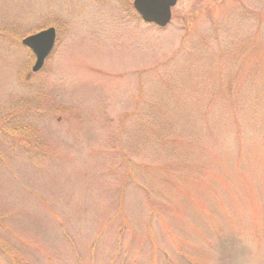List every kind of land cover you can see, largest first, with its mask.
<instances>
[{"label": "rangeland", "instance_id": "obj_1", "mask_svg": "<svg viewBox=\"0 0 264 264\" xmlns=\"http://www.w3.org/2000/svg\"><path fill=\"white\" fill-rule=\"evenodd\" d=\"M0 264H264V0H0Z\"/></svg>", "mask_w": 264, "mask_h": 264}, {"label": "water", "instance_id": "obj_2", "mask_svg": "<svg viewBox=\"0 0 264 264\" xmlns=\"http://www.w3.org/2000/svg\"><path fill=\"white\" fill-rule=\"evenodd\" d=\"M178 0H134L133 7L147 23L166 27L172 19V8ZM56 30L51 27L23 39V45L32 49L37 55L33 71L43 66L44 60L54 47Z\"/></svg>", "mask_w": 264, "mask_h": 264}, {"label": "flooded vegetation", "instance_id": "obj_3", "mask_svg": "<svg viewBox=\"0 0 264 264\" xmlns=\"http://www.w3.org/2000/svg\"><path fill=\"white\" fill-rule=\"evenodd\" d=\"M56 33H57V30H56ZM31 50V49H30ZM32 51V50H31ZM32 53H33V51H32ZM34 54V53H33ZM34 56H35V62H36V60H37V56L34 54ZM49 56L50 55H48L47 56V58L45 59V62H44V64H43V67H44V65L46 64V60L49 58ZM35 62H34V64H35Z\"/></svg>", "mask_w": 264, "mask_h": 264}]
</instances>
